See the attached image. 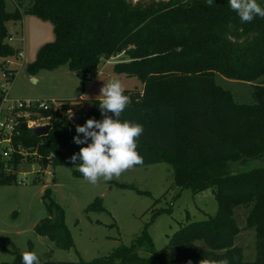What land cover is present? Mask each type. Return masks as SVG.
I'll return each instance as SVG.
<instances>
[{"label": "trees", "instance_id": "16d2710c", "mask_svg": "<svg viewBox=\"0 0 264 264\" xmlns=\"http://www.w3.org/2000/svg\"><path fill=\"white\" fill-rule=\"evenodd\" d=\"M24 13L49 22L54 33L27 65L30 75L66 67L84 81L100 62L125 58L113 71L137 78L141 88L124 91L130 103L120 119L144 129L136 138L142 163L131 168L165 163L176 187L194 194L211 189L218 205L214 216L180 227L167 253L155 251L143 235L91 262L40 264H264V18L241 22L228 0H30ZM21 18L18 8L7 12L0 0V70L20 52L7 42L6 24ZM216 74L251 84L252 102H236L215 83ZM99 102H91L87 118L102 119ZM75 125L54 115L47 138L23 131L19 142L51 156L54 167H74L68 158L81 147L72 139ZM249 160L261 164L240 171ZM73 176L83 178L77 169ZM13 183L14 174L0 179V185ZM43 198L47 217L35 226L36 234L58 249L71 248L63 209L49 189ZM239 206L248 209L246 227L254 231V262H245L235 244L240 229L232 210ZM92 209L103 211L100 199ZM21 257L0 264H21Z\"/></svg>", "mask_w": 264, "mask_h": 264}, {"label": "rangeland", "instance_id": "374dc122", "mask_svg": "<svg viewBox=\"0 0 264 264\" xmlns=\"http://www.w3.org/2000/svg\"><path fill=\"white\" fill-rule=\"evenodd\" d=\"M5 10L22 12L20 21L6 24L8 44L22 51L21 57L11 58L10 69L14 78L6 86L10 99L43 100L49 102H73L71 118L62 113V118L72 123H84L91 102L102 100L101 87L113 79L121 82L124 91L140 89L135 77L116 74L113 65L125 58L116 57L100 62L90 73L88 80H82L77 72L66 67L53 71L40 70L30 75L26 67L35 59L39 48L54 40L52 25L26 12L30 0H3ZM259 2V0H258ZM0 70V85L4 83ZM258 81H256L257 83ZM215 83L229 91L236 102H252V86L249 83L229 80L219 74ZM255 83V84H256ZM81 96L82 100H76ZM258 160H249L240 165V171L258 167ZM75 167L57 166L51 163L38 179L28 177L24 185L16 183L0 185V262H11L14 254L35 252L40 262H91L105 257L120 246L130 247L137 238L146 235L155 251L168 252V243L173 234L183 225L201 222L217 212V202L211 189L192 193L190 189H179L173 184L171 168L165 163L125 170L120 177L111 181L101 178L97 184L73 176ZM52 173V177L47 172ZM129 185L122 188L118 185ZM64 212V223L73 246L61 250L52 240L40 237L35 226L47 217L45 190ZM140 191V193L138 192ZM101 200L103 211L88 210L95 199ZM248 209L239 206L232 210L240 232L235 244L243 251L245 262L256 259L254 231L246 227ZM141 256H146L141 253Z\"/></svg>", "mask_w": 264, "mask_h": 264}, {"label": "clouds", "instance_id": "9594fccd", "mask_svg": "<svg viewBox=\"0 0 264 264\" xmlns=\"http://www.w3.org/2000/svg\"><path fill=\"white\" fill-rule=\"evenodd\" d=\"M206 3L214 4V0H206ZM262 3L264 0H228L240 21L247 23L258 17L264 18ZM100 93L103 99L98 107L102 119L88 118L83 124L75 125L72 139L81 147L68 158L82 177L93 185L101 178L107 182L120 177L125 170L142 163L136 138L144 131L143 125L120 119L130 103V97L124 94L118 79L104 84ZM21 264H40V260L35 252L25 251ZM218 264H229V261L223 259Z\"/></svg>", "mask_w": 264, "mask_h": 264}, {"label": "built area", "instance_id": "2783aa9c", "mask_svg": "<svg viewBox=\"0 0 264 264\" xmlns=\"http://www.w3.org/2000/svg\"><path fill=\"white\" fill-rule=\"evenodd\" d=\"M12 38H9V41ZM21 52L17 57H21ZM11 60H5L2 70L4 83L0 85V179L15 175V183L24 185L28 182V177L38 179L46 171L51 162V156L43 158L37 153L36 149H27L19 138L21 136V125H25L24 131L33 132L34 129L51 125L54 115L71 113L73 102L43 100H17L7 96L6 86L14 78V70L10 69ZM109 63V60H106ZM89 76L85 80H88ZM142 94H140L141 96ZM70 121V120H68ZM71 122V121H70ZM18 162L14 163V156ZM45 160L43 165L42 160ZM47 175L52 177L49 171Z\"/></svg>", "mask_w": 264, "mask_h": 264}, {"label": "water", "instance_id": "95a60500", "mask_svg": "<svg viewBox=\"0 0 264 264\" xmlns=\"http://www.w3.org/2000/svg\"><path fill=\"white\" fill-rule=\"evenodd\" d=\"M57 117L60 118L61 115L58 114ZM21 129L24 131L26 129V126L21 125ZM50 130H51V125H46V126H42V127L34 129L32 134L34 137H37V138H47ZM42 163L43 165L45 164L44 159L42 160Z\"/></svg>", "mask_w": 264, "mask_h": 264}, {"label": "crops", "instance_id": "0c3cea01", "mask_svg": "<svg viewBox=\"0 0 264 264\" xmlns=\"http://www.w3.org/2000/svg\"><path fill=\"white\" fill-rule=\"evenodd\" d=\"M20 52L22 53V51L20 50ZM28 99V98H26ZM32 99V98H31ZM83 98L81 96H78L76 100H82Z\"/></svg>", "mask_w": 264, "mask_h": 264}]
</instances>
